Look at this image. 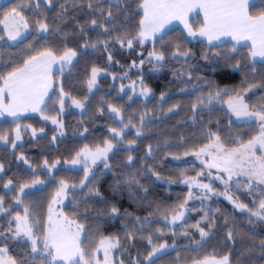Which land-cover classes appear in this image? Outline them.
Returning <instances> with one entry per match:
<instances>
[{
  "label": "trees",
  "instance_id": "obj_1",
  "mask_svg": "<svg viewBox=\"0 0 264 264\" xmlns=\"http://www.w3.org/2000/svg\"><path fill=\"white\" fill-rule=\"evenodd\" d=\"M89 2L92 8L88 7ZM141 2L53 0L52 6H49L45 0H10L0 5V20L12 8H22L31 30L28 37L12 45L6 40V31L0 23V36L4 37L0 43V74L7 75L13 68L21 66L30 55L46 49H51L56 56H61L69 48L80 53L70 72L57 80L46 109L48 117L61 115L62 92L63 98L69 97L67 113L63 115L65 137L58 138L54 143L57 128L40 116H27L16 122L0 121V135L8 137H12L10 134L17 124L45 130L44 135L38 138L28 135L25 143L15 150H12L11 142L8 146L0 145V163L4 165L3 172H0V196L4 198V207L13 209L11 215L21 211V208L15 207L18 188L27 179L36 176L49 178L45 161L47 166L57 161L62 163L55 172L56 178L47 185L45 191L37 195H43L46 200V194L56 190L61 180L79 184L84 178V172L68 169L65 163L73 161L86 146H103L104 140L111 138L109 129L120 128L115 114L109 111V105H112L120 109L124 123L131 119L135 125L130 126L124 139H136V144L131 147V151H128L126 143L119 145L110 157L111 170H98L95 183L89 187L98 188L101 196L89 194L88 187L77 193L78 204L67 209L70 215L87 225L88 234L84 242L89 244L88 247L93 249L101 238L116 234L123 243L118 252L123 264H147L146 258L152 245L159 246L162 243L174 244L177 249L152 264H193L210 256L227 255L231 257V264H264L260 248V241L264 240V223L256 222L247 213L237 212L224 199L215 198L204 205L192 204L189 218L181 227L172 229L164 219L174 210L179 211V205L187 200L189 194V189L180 185L189 169L184 164L166 160L168 156L184 155L200 149L210 142L207 136L209 131L218 132L227 146H236L238 141L246 142L258 135L260 128L257 123L239 124L233 121L222 106L228 96L221 93L222 99H213L211 103H208V96L210 93L215 95L219 89H227L231 95H244L250 106L258 108L264 103V63L253 61L248 47L237 49L229 43L210 45L204 41L191 42L181 29L166 34L162 41L159 39L143 46L134 42L131 49L121 47L116 42L117 36L126 35L131 38L139 31V21L143 17L139 7ZM37 4L39 7H36ZM61 4L66 10L61 9ZM256 5L251 8L253 17L264 11V0H258ZM109 10L112 12L111 18L107 17ZM93 19L97 20L96 26L91 24ZM37 20H45L49 24L47 36L40 35ZM101 24L108 29L107 33L99 27ZM104 41H108L107 49ZM93 43L97 47H91ZM85 44L89 46L85 47ZM177 47L193 55L187 60L184 57L174 58L172 53ZM153 48L164 53L163 63L155 64L148 59V53ZM109 53L112 55L111 61L108 59ZM141 60L149 66L137 71ZM237 64L239 67H235ZM93 67L106 71L108 75L100 79V87L91 94L88 81ZM150 67L155 71H151ZM130 69L133 71L130 76L132 80L141 79L152 89L150 99L134 98L131 91L121 94L120 87L127 82L125 79L115 80L114 77ZM251 84L257 87L245 93L244 89ZM161 94L166 95L163 100ZM197 96L204 99L206 106H198L194 117L192 106ZM70 100L83 103V110H74ZM169 108H173V111L169 112ZM141 116H144L147 127L137 137L136 128L140 127ZM149 145L152 146L151 154L147 151ZM21 155L32 164V168H26L25 163L18 159ZM128 155L134 158L132 165L127 163ZM153 172L175 183L170 186L158 183ZM190 173L196 174L195 171ZM133 176L140 183L132 184L131 191L135 195L130 196L125 180ZM9 179L13 181V189L16 190L8 191L4 188L3 185ZM116 179L122 185L119 191H114L112 187ZM238 195L252 209L256 208L251 201V193L242 191ZM51 197L49 195L47 202ZM113 206L119 208L115 217L110 215ZM205 214L209 219H203ZM250 219L252 223H249ZM210 220L214 221L211 227ZM197 223L209 233L207 242L201 247L200 232L194 227ZM90 230L93 231L92 238H89ZM229 231L233 232L231 240L227 238ZM129 232L135 237L131 241L127 235ZM95 235L98 237L95 238ZM149 237L152 244L148 242ZM8 244L11 256L17 260L27 258L31 261L33 254L28 242L9 239Z\"/></svg>",
  "mask_w": 264,
  "mask_h": 264
},
{
  "label": "snow or ice",
  "instance_id": "obj_2",
  "mask_svg": "<svg viewBox=\"0 0 264 264\" xmlns=\"http://www.w3.org/2000/svg\"><path fill=\"white\" fill-rule=\"evenodd\" d=\"M45 3L52 6L53 0H45ZM257 5L253 0H142L139 4L140 9L143 11V17L139 21V31L136 36L129 38L128 36H117L116 42L121 47H127L131 49L134 42L143 46L146 41H152L155 43L157 36L159 35L160 40H163V33L165 27L172 20H180L184 23L185 28L188 30L189 36L197 35V32L193 31L191 25L187 21L188 13L195 9H199L203 12L202 26L199 28L198 34L201 37H206L209 42L213 40H219L222 36H230L237 43L241 41H251V56L264 58V11L257 17H253L249 8L256 7ZM39 7V4L36 5ZM62 10H66L63 4L60 5ZM89 8L93 5L91 2L88 4ZM103 11V10H101ZM107 17H112V12L109 10ZM0 23L4 25V29L7 32V38L15 41L23 36L21 27L24 30L29 28V21L23 15L22 8H12L7 14L4 15L3 20ZM36 24L41 32H47L49 30V24L45 20H37ZM93 26L97 25V20L91 21ZM104 28V25H99ZM83 31V29H81ZM104 32L107 33L108 29L104 28ZM4 39L0 36V40ZM104 47L107 49L108 41H104ZM85 44V47H88ZM91 47H97L96 43L91 44ZM77 53L72 49H66L59 58L53 53L51 49L37 52L36 55H30L25 59L21 66L13 68L7 75L0 74V115L7 112L13 117H19V115L27 112H40L43 113L47 107L45 97L48 95V91L51 88V71L52 65L59 61L64 65L72 63ZM174 58L184 57L190 58L193 53L190 51H181L177 47L176 51L172 53ZM150 59L157 62L164 61L165 56L161 51H157L155 48L148 53ZM109 61L112 60V55H108ZM141 64L144 60L140 61ZM135 66V64L133 65ZM239 67V64L235 65ZM62 70V69H61ZM101 72V69L93 67L91 70V78L88 81L89 90L96 84V78ZM182 75V74H181ZM191 78V73H189ZM130 87L135 90V82ZM140 95L147 98L152 94V89L144 84L143 80L140 81ZM257 87L255 84L249 85L247 89H244L245 93L250 91L252 88ZM123 91V85L121 86ZM181 91H187V89H181ZM228 96L227 104L231 112L237 117H246L248 119H255L260 123L259 134L253 136L246 142L238 141L237 146L227 148L221 140V136L218 132L209 131L207 136L210 140L209 144L200 148L199 151L193 152L197 159H200L208 169H216L217 172L226 174L224 176H216L215 179L221 181L224 185V192L217 193L222 194L233 203L234 207L241 211L247 210L250 213V217H256L257 221L264 223V103H261L258 108L256 106H250L245 103L244 97L237 93L235 96L229 94L227 89H219L215 92V95L211 93L208 96V103H211L213 99H222V95ZM161 100L164 99V94H161ZM131 99V97H129ZM7 100V103H5ZM73 104L77 108H83L84 104L80 101L73 100ZM61 112L64 107L63 92L60 98ZM205 105L203 98L197 96L196 103L193 104V114L196 115V109L198 106ZM176 107V106H174ZM256 108V110H250ZM109 111L115 114V117L120 120V128L109 129L111 138L106 139L103 142V146L97 145L95 150L82 149L77 153L76 158L73 159V164H84V180L81 181V186H85V181L89 179L91 166L95 165L98 161L103 162L105 169L111 170V166L108 163L109 153L117 147V145H128V151H131V147L136 144V139L125 140L126 129L135 127L131 119L127 123H124V117L121 115L120 109L115 106L109 105ZM169 112L173 111V108L168 109ZM47 119V117H44ZM54 124L58 122L53 119ZM62 127V124L60 125ZM147 127L144 123V116L140 117V127L136 128V136L142 135L143 129ZM86 131V129H85ZM33 136L36 131L33 129ZM63 135V132H61ZM21 130L19 124H17L15 138L11 141L13 149L17 147V141H20ZM55 139V137L53 138ZM0 141L8 143V137L6 135H0ZM214 149V151H212ZM259 149V155L257 154ZM148 154L152 153V146H148ZM188 155V153H185ZM210 157V160H204L203 157ZM177 159L179 157H176ZM28 163L27 159L23 155L18 157ZM58 163V162H57ZM127 163L133 164V156L128 155ZM47 166V161H45ZM55 167V164L51 165ZM4 165L0 163V172H3ZM151 171V169H150ZM153 175L157 179H160L158 173L153 172ZM203 173H197V176H201ZM211 176V172H209ZM233 177H237L234 185L231 183ZM240 177L245 178L243 181V187L251 193L254 189H259L262 193L259 203L256 209L253 210L244 203L238 202V198H234L230 193L233 187L236 189L241 188L242 181ZM96 178L89 182L90 184L95 183ZM43 181L34 179L31 183L21 184L18 188L20 194H24L25 189L34 187L37 184H41ZM138 184L139 180L135 177H131L125 180V184L128 186L129 195L133 196L135 193L131 191L132 184ZM183 183L193 184L197 187L206 190L207 192H213L214 189L210 184L200 183L195 178L191 180L185 179ZM60 187L57 189L55 196L53 197L52 204L62 203L68 195L69 185L61 180L59 182ZM13 185V181L9 179L3 186L5 189H10ZM72 187H75L73 185ZM114 191H119L122 187L119 179L114 181L112 185ZM143 188V185H140ZM16 190V189H10ZM146 192L147 189L145 188ZM89 194H95L101 196L98 188L89 187ZM189 199L192 198L191 192L189 193ZM205 199L208 197L205 196ZM17 204L22 203L20 196L15 197ZM4 198L0 196V212L8 211L3 206ZM188 200H185L183 204L179 205L180 210L175 211L171 216V223H176L184 219L185 205ZM52 204L48 208L47 221L43 225L39 220L31 219V214L28 208L24 209V215L16 213L15 216L9 221V227L7 231L11 234L5 236L4 232H0V237L5 240L8 239H21L30 242L32 258L29 261L27 258L17 260L15 257L9 255L8 247L5 244L4 247H0V264H123V261H114L113 251L121 247V242L116 237H103L99 240L98 246L92 252H86L84 242L81 239L82 233L85 232L84 225L78 223L75 219H70L63 212H55ZM219 211V209H217ZM119 213V208L113 206L110 210V215L115 217ZM9 215L11 213L9 212ZM137 219H139L137 217ZM203 219H209L207 214ZM15 222V228H12V221ZM214 221L210 220V227ZM227 223V220L225 221ZM249 223H252L251 219ZM194 227L198 228L201 238L208 236V232L204 228L199 226L197 223ZM129 241L135 237L133 233L128 234ZM187 235V233H185ZM85 238H87L85 236ZM229 240L233 239V232L229 231L227 234ZM149 244H152L151 237L148 238ZM166 244H160L159 246L153 244L152 250L149 252L147 259L151 260L157 253L166 250ZM261 256L264 257V240L260 241ZM103 253L101 259L98 255ZM196 264H208L207 259L203 262H196ZM212 264H229V257L224 256L222 259L212 261Z\"/></svg>",
  "mask_w": 264,
  "mask_h": 264
},
{
  "label": "rangeland",
  "instance_id": "obj_3",
  "mask_svg": "<svg viewBox=\"0 0 264 264\" xmlns=\"http://www.w3.org/2000/svg\"><path fill=\"white\" fill-rule=\"evenodd\" d=\"M9 1L10 0H0V5H4L7 2H9ZM253 2L255 4H257L258 3V0H253ZM251 8L252 7L249 8L250 14H251ZM141 11H142V9H141ZM203 18H204L203 17V12L201 10H199V9H195L192 12L188 13V15H187V21H188V23L191 25L193 31L197 32V35H195V36H189L188 35V30L185 28V25H184L183 22H181L180 20H172L165 27L164 33H163V37L166 34L170 33L171 31H174V30H177V29H181V30L184 31L185 36L191 42L204 41V42H207L210 45H222V44H225V43H229V44H232L237 49L247 48L248 47L250 49V55H251V51H252L251 41H241L240 43H237L230 36H222V37H220L219 40H213V41L209 42L206 37L199 36L198 31H199V28L202 26ZM3 28H4V25H3ZM21 32L23 33V36L20 39L15 40V41L9 40L7 38V32H6V40L10 44H12V45L18 44L19 42H21L22 40H24L26 37H28L30 35V33H31L30 27L27 30H24L21 27ZM47 34H48V31L47 32H41L40 31V35L41 36H47ZM159 39L160 38H159V35H158L157 38H156V40H155V42L157 40H159ZM0 43H2L1 40H0ZM148 43H153V42L152 41H146L145 42V44H148ZM76 53H77V55H76L75 58H73L71 64L64 65L63 68H62V64H61V62L58 59L57 62L52 65V71H51V85L52 86H51V88L48 91V95L45 97V101H46L47 107H48V103L50 102V100L52 98V95L54 93L55 86L58 83L57 80L61 76H63L66 73L70 72L71 67L77 62L78 57L80 56V53H78V52H76ZM57 58H59V56H57ZM251 58H252L253 61L264 63V58H261L259 56H257V57H252L251 56ZM148 59L151 60V61H153L155 64L156 63L160 64V63H163L164 62V61L157 62V61H155L153 59H150L149 57H148ZM145 66L148 67L149 65H146L145 63H143V64L140 63V64L137 65V69L136 70L137 71H140V69H143ZM149 69H151V71H155V69L153 67H150ZM132 72L133 71L130 69L129 72H127V73H125L123 75H119L117 77H114L115 80H117V79H120V80L121 79H125L126 82H127L126 85H123V91H121V94H125L127 91H131L133 93L132 96L134 98H136V97H142L145 100L150 99L151 96H152V94L150 96H148L147 98H145L144 96H141L140 95V87H139V85H140L141 79H139V80L138 79L137 80H132L131 77H130ZM57 74H59V75H57ZM107 75H108V73L106 71L101 70V72L98 74V76L96 78V84L92 87L91 90H89L91 94H93L94 92H96V90L100 87V79L102 77L107 76ZM133 82H135V90H133V88L130 87V85H132ZM2 83L0 84V86H2ZM120 90H121V87H120ZM164 96H166V95H164ZM242 96L244 97L245 103L249 104L248 101L246 100V97L244 95H242ZM63 99H64V107H63V111H62V114L61 115H57V116H54V117H48L47 116V111H46L47 107H46V109H45V111L43 113H40V112H27V113H24V114L19 115L18 118L9 115L7 112H4L3 115H0V121H7V120H9V121L16 122V121H19L21 118L27 117V116H40L43 119H45L44 117H47V119H45V121L51 123L58 130V132L55 135V139H54V143H56V141H57L58 138H61L63 136L65 137V135H66L65 127H64V123L65 122H64V119H63V117H64L63 115H65L67 113L66 104L69 101V97L66 96ZM227 100H228V98L225 99V101L223 102V105L222 106L224 107V109H226L228 111V113L230 114V116L233 119V121H235L236 123H239V124L257 123L258 126H259V128H260V123L257 120H255V119H248L246 117L237 118L231 112V110L228 108ZM5 103H7V100H5ZM71 107L74 110H76V111L77 110H79V111L83 110V108L82 109L81 108H77L73 104V100L71 101ZM60 109H61V107H60ZM250 110H254V109H252L250 107ZM53 119H55L58 123L57 124H54L52 122ZM118 121L120 122L119 119H118ZM61 124H62V127H60ZM19 126H20V130H21V137H22V139L20 141H17L16 142L17 143V147L20 146V145L22 146L25 143L26 138H27L28 135L32 136L33 138H38L39 136H42L45 133V130H42V129L41 130H37V129H35L34 127H32L30 125L29 126H26V125L19 124ZM16 127L13 130V133L10 134V135H12V137H10V136L8 137L7 136L8 137V141H9L8 143H5L3 141H0V145L1 146H8L9 143L15 138ZM33 129H35V131H36L35 136H33V134H32ZM130 129L131 128L126 129L125 131L126 132H129ZM61 132H63V135H61ZM204 146H202V147H204ZM225 146L227 148L235 147V146H227V145H225ZM86 147L88 149H92V150H95V148H96V147L93 148V147H89V146H86ZM86 147H84L83 149H85ZM118 147H119V145H117V147L113 150V152L109 153V160H108V163L109 164H110V157L117 151ZM15 149H13V147H12V150H15ZM196 151H199V149L188 153V155H185L184 154V155H179V156H168L166 158V160L168 159L172 163L184 164L187 167L189 166V168L186 167V169H189L188 174L185 175L182 178L180 185L183 186V187L188 188L189 189V193L191 192V194H192V198L191 199L188 198L189 197V194H188V197H187L188 203L185 205V208H184V211H185L184 219L181 220V221H177L176 223H171V216L174 214V213H172V214L168 215L166 218H164L166 224L168 226H170L172 229L181 227L184 224V222L189 218L190 209H191V205L192 204H194V203L195 204L198 203L200 205H204L206 203L209 204L215 198L224 199L237 212L247 213L249 215V217H250V213L247 210L241 211L240 209L235 208L234 205H233V203H231L228 199H226L224 195L217 194V193H223L224 192V185L221 183L220 180L215 179V177L218 176V175H220V176H224L225 179H226V174L221 173V172H217L216 169H208V168H206L205 164L202 163L200 159H197L194 155H192V153L193 152H196ZM212 151H214V149H212ZM257 154L259 155V149H257ZM176 157H179V158L177 159ZM25 159H26V157H25ZM203 159L207 161V160H210V157L204 156ZM20 161H23V160L20 159ZM57 162L55 163V167L54 168L51 167V166H45L46 167L45 169L47 171L46 173L49 175V178L44 179L41 176H38V177L36 176L34 179H39V180L43 181V183L37 184L34 187H30V188L25 189L24 194L18 193V195L20 196V199L22 200V203L17 204L15 202V207L21 208V211H19L17 213H19L20 215H24V209L25 208H28L29 213L31 214V219H33V220H39L41 222V225H43L47 221L49 205L52 204L53 197L55 196L57 189L60 187V184H58L56 190H54V191L49 192L48 194H46L47 195V199L46 200H45V197L43 195L39 196L37 194L45 191L46 188H47V185L50 182H52L53 179L56 178V177H54L55 172H57V170L60 168L61 163H62L61 161H57ZM133 162H134V158H133ZM65 166H66V168L71 169V170L83 171L84 172V164L83 163L73 164L72 161H71V162H66L65 163ZM25 167L26 168H32V164L30 162H28L27 164L25 163ZM100 168H104L102 161H98L95 165L91 166L90 176H89V179L85 181V186H81V182L79 184H73V183H70L69 181L63 180V181H65L69 185L68 195L66 196V198L63 200L62 203L52 204V207H53L54 211L55 212H63L70 219H75L73 217V215H70L68 213V210L67 209H70V208L74 207L76 204H78V201H76L77 193H79L81 191H84L86 188H88L90 186V183L89 182L93 179V177L96 176V174L98 173V170ZM192 171H195L196 174L195 175L191 174L190 172H192ZM201 172L203 173V175L197 176V173H201ZM209 172H211V176H209ZM159 176H160V179H157L156 178V181L158 183L166 184L168 186L173 185V183H175L174 181H171V179L165 178V177H163L161 175H159ZM192 178H195L200 183L210 184L213 187L214 191L213 192H207L206 190L197 187L195 183H193L191 185L190 184L183 183V181L185 179L191 180ZM34 179H31V180L27 179L26 183H29L30 184L31 181L34 180ZM236 179H237V177H233V180L231 182L233 185H234ZM240 179L242 181L241 188L236 189V188L233 187L232 192L230 194L234 198H238V202L244 203V204L248 205L249 208L252 209L251 205L245 203L244 202V199L240 198L239 195H238V193L239 192H242V191H244L245 193H249L243 187V181H244L245 178L240 177ZM83 180H84V178H83ZM73 185H75V187H72ZM14 187H15L14 185H11L10 186V189H13ZM10 189H7V190L10 191ZM49 195H52V197L47 202V200L49 198ZM261 195H262V193H261V191L258 188L257 189H254L251 192V201L253 203V206L254 205H256V206L258 205L259 199L261 198ZM42 196L44 197V199L42 198ZM205 196H207L208 198L205 199L204 198ZM3 206H4V203H3ZM195 206H197V205H195ZM255 209L256 208H253V210H255ZM7 210L8 211L0 212V232H4V235L5 236H10L11 234L7 231L8 227H9V221L12 219L13 216H15L16 213H13L12 215H9V212L12 213L13 212V209L12 208H9ZM8 216H10V217H8ZM4 217H6V219H4ZM252 219H254L256 222H259V221H257L256 217H252ZM75 220L78 223L83 224L78 219H75ZM83 225H84L85 232L82 233L81 239L84 242L86 240L85 236L87 237L88 230H87V225L85 223ZM12 228L13 229L15 228V222H14V220L12 221ZM93 236H94L93 235V231L90 230L89 231V238H92ZM97 237H98V235H95V238H97ZM107 237H116L121 242V247L119 249H116V250L113 251V259H114V261H117L118 262V261L121 260L118 252L120 251V249L123 246L122 240L116 234L115 235H111V236H107ZM208 238H209V234H208V236L201 238V243H200L199 246L200 247L203 246L207 242ZM10 240H14V241L16 240L18 242L19 241L20 242H28L30 244V242L27 241V240H21V239H10ZM6 243H7V240H5L3 237H0V247H4L5 246L4 244H6ZM93 243H95V241H93ZM10 244H8V246H7L8 247V252H9V248H11L10 247ZM95 244H96V246H98L99 241H97ZM162 244H166L167 245L166 250H164L163 252L157 253L151 260H149V259L146 258L147 264H152L158 258H160V257H162V256H164V255H166L168 253H171V252H173V251H175L177 249V246L174 245V244H171V245L170 244H167V243H162ZM88 245H89L88 243H85L84 242V247H85V251L86 252H92L95 249V247H96L95 246L92 249V247L89 248ZM16 247H18V245ZM98 255L100 256L101 259L103 258V253L102 252L99 253ZM227 256L229 257V264H231V257L229 255H227ZM223 257L224 256H221V257L220 256H210V257L201 259V260L196 261V262H203V261H205L207 259L208 264H212V261L214 259L219 260V259H222ZM196 262L193 263V264H196Z\"/></svg>",
  "mask_w": 264,
  "mask_h": 264
}]
</instances>
